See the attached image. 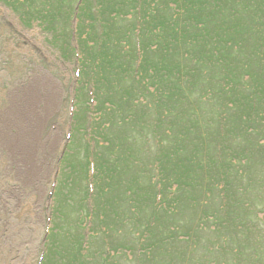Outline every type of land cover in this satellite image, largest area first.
<instances>
[{
	"label": "trees",
	"instance_id": "obj_1",
	"mask_svg": "<svg viewBox=\"0 0 264 264\" xmlns=\"http://www.w3.org/2000/svg\"><path fill=\"white\" fill-rule=\"evenodd\" d=\"M2 1L17 11L21 8L24 12L20 14L22 18L39 21L51 32L53 43L61 44L57 48L62 55H66V50L72 49L76 42V52L74 51L72 57L79 55L76 58H79L77 60L80 69L75 93L86 84L81 82L80 85L78 79L81 76L83 79L91 76L94 84L92 77L97 79L99 85H103L104 88L98 86L101 94L110 98L107 100L108 105L104 104V109L111 111V120L99 128L106 115L102 109V116L94 130L107 131L109 126L113 127V130L115 127L123 129L120 138L115 137L114 131L111 137L98 131L97 139L94 138V152L85 148V159L77 170L79 172L83 167L82 177L87 176L90 161L88 162L86 157L92 156V170L98 175L96 183H114L115 177L124 172L128 163L135 168L131 180H128L127 194L124 195V200L133 202L130 216L120 214L123 210L119 211L118 202L110 205L109 215H113L110 219L113 225L107 227L103 224L101 214L104 203L94 206L104 235H107V230L116 237L114 233H120L118 228L125 223H130L132 228L133 235L129 237V242L116 243L113 240V250L109 247L112 254L107 253L106 257L110 259L111 255L124 254L128 250L133 254L136 243L137 250L140 251L145 239L154 233L157 235L158 231L164 232L166 240L176 245L181 241L188 246L193 243L197 245V242L193 241L194 233L206 231L209 236L213 235L217 242L221 240L224 243L222 247L209 240L207 248L198 245L204 249L201 253L203 258L217 257L215 261H207L205 264L217 263L220 256L227 259L232 257L231 264H242L241 256L250 252L251 239L240 237L242 232L235 230L238 240L236 243L231 237L232 234L220 235L218 232L225 227L226 219L229 220L223 208L227 207V199L232 196L236 168L249 163V150L252 147L245 132L264 138V71L261 69L259 72L258 67H249L239 73L227 66V60L233 53H240L239 49L243 48L244 41L249 42L248 49L258 48L259 53L264 52V0ZM207 2L210 6H207ZM171 4L177 7L179 17L169 13L168 10L175 12V7ZM260 20L263 26L258 27L256 25ZM134 37L137 38L136 46L133 45ZM151 52L155 53L154 57ZM207 57L218 66L224 67L222 73L217 76L211 75L209 79V74L207 75L204 90L196 79L195 70L206 66L204 62ZM261 60H264V57ZM227 68L231 70L228 71ZM206 70L209 73L211 69ZM92 84L89 83L86 87ZM78 96L80 97L79 92ZM119 103L126 105L122 111H116ZM212 103L214 109L208 112L206 106H211ZM5 118L3 125L0 118V127L9 130L11 134L17 133V119L13 116L5 122ZM74 118L75 113L72 116V119ZM233 118L239 122L236 128L230 127V120ZM87 122L92 131V122ZM46 125L47 128H55L51 120L46 122ZM46 133V129H43V141H46ZM232 138H235L233 142ZM136 139L141 141V148L133 146ZM28 142L31 144V141ZM25 144L26 141L22 146V155L17 151L12 154L6 149L10 155L4 164L5 172L17 166L20 172H13L10 181L0 183V219H3L0 226L7 222L6 217L10 216L14 208L12 206L10 209L8 204L11 195L13 197L14 192L23 194L22 190L25 188L26 174L18 176L22 171L26 172L22 163ZM46 144L48 143L32 145V149L37 150L32 162L38 166H45L43 158L48 152ZM2 150L5 153L3 148ZM145 152L146 158L142 154ZM240 155L241 160L235 161ZM59 158L57 157V161L60 163L62 159ZM25 161L27 163V158ZM138 174H142L145 179L143 186L141 179L137 177ZM71 175H74V172ZM155 177L156 183L160 185L158 192L153 184ZM241 179L248 181L244 174ZM188 188L200 189L199 193L205 198L203 204L206 205V210L202 209L197 220L190 216L183 224L184 207L190 206L189 203L194 204L192 198L183 199L184 191ZM102 189L103 187L99 186L96 192L98 198ZM216 190L221 198L219 202L222 206L219 208L213 207L216 198L213 193ZM196 193L195 189V197L198 196ZM157 194L159 201L156 200ZM84 200L87 201L88 197ZM198 205L201 207V204ZM221 213L225 214L220 216ZM206 222L210 224L207 225ZM185 229L187 231H183ZM7 230L9 228L6 227L0 232L1 242L7 240ZM134 234L138 239H135ZM90 235L95 236L93 233ZM79 242L80 239L75 242L73 250L65 251L70 252L69 256L63 258L65 264H87L86 260H90L85 259L88 252L81 253L83 248ZM155 242L149 243L148 246L146 244L144 250H150ZM52 244L53 242L51 246ZM192 249L193 247L190 251ZM118 250L123 252H117ZM97 253L92 252L87 257L94 260L95 264H103L100 260L105 262L107 258ZM185 258V254L168 260H158L154 257L153 262L189 264ZM42 260L43 255L40 264H43ZM193 261L192 259L191 263ZM256 262L252 264H264ZM105 264H109V261Z\"/></svg>",
	"mask_w": 264,
	"mask_h": 264
},
{
	"label": "rangeland",
	"instance_id": "obj_2",
	"mask_svg": "<svg viewBox=\"0 0 264 264\" xmlns=\"http://www.w3.org/2000/svg\"><path fill=\"white\" fill-rule=\"evenodd\" d=\"M206 4L209 5L208 2ZM173 5L171 4V6ZM174 7L175 12L168 11L177 14L179 17L177 7L175 5ZM22 13L24 12L21 8L17 11L5 1L0 0V118L3 125L5 117V122H7L14 116L17 119L15 127L18 130L17 133L11 134L9 130L0 127V183H7L12 179L13 172L16 174V171H19V166H17L13 170L5 172L4 164L10 155L7 154L6 149L12 154L13 151H17L22 155L24 152L22 146L25 141V157L22 158V163L26 167V172L22 171L18 176H24V173L27 176L24 182L25 188L22 190L23 194L19 192L18 195L14 192L13 197L11 195L8 200L10 209L12 206L14 208H12L10 216L6 217L7 222L0 226V232L4 231L6 227L9 228L6 231L7 240L5 242L0 241V264H40L42 255L43 264H65L63 258L70 255V252L65 251L73 250L75 242L79 239L80 247L83 248L81 253L88 252L87 256H89L92 252H98L97 254L101 253L104 258L107 256L109 247L113 250L111 246L113 240L116 243H127L133 233L130 223H125L118 228L120 233H114L116 237L107 230L105 231L107 235H104L100 222L95 215L94 206L96 204L101 205V202L104 203L105 207L101 210V214L102 220H104L103 224L107 227L113 225V221L110 220L113 215H109L111 214L110 205H115L118 202L119 211L123 210L120 214L124 213L125 216H130L133 202L124 200V195L127 194L128 180H131L135 168L126 162L128 164L124 172L115 177L114 183H96L98 175L92 170L93 157L90 156L86 157L87 161H90L88 163L89 174L82 177L83 167L77 172L80 163H83L85 159V148H89L90 152L95 150L94 138L97 139L96 133L99 130H94V127L102 116V109L105 110L104 104L108 105L107 100L110 98L101 94L98 89L101 85L96 82V78L92 77L94 84L91 76L85 79L81 76L78 79L79 84L81 82L86 84L75 93L77 71L80 69L79 58H76L78 54L72 57L74 51L76 52V42L73 44L72 49L74 50L68 49L66 55H62L57 48L61 44L53 43L51 32L37 20L22 18L20 15ZM254 19L259 20L258 17H254ZM76 21L77 19L74 23ZM256 26H263L261 20ZM136 41L137 38L134 37V46H136ZM257 42L258 40L254 44L256 45ZM248 47L249 42L244 41L243 48L239 49L240 53H233L232 57L228 58L227 66H231V69L239 71V73L244 68L249 67H258L259 72L261 69L264 71V60H261L264 57V52L259 53L258 48L251 50ZM151 56L154 57L155 53L151 52ZM204 64H206V68L211 69L208 71L209 73L205 67H201L202 71H195L197 72L196 79L205 90L207 75L209 74L210 79L211 75L214 77L218 73L221 74L224 66H218L208 57ZM204 64L202 65L204 66ZM227 69L228 71L231 70L230 68ZM89 83H93L92 86L86 87ZM101 87L104 88L103 85ZM138 95H140L139 97L142 96L139 92ZM125 107V104L119 103L116 111H122ZM213 109L214 103L211 106H206L208 112ZM105 112L106 115L99 125L100 129L103 127L101 126L103 123L108 124L111 120V111L105 110ZM73 113H75L74 119H72ZM50 120L55 125L53 129L47 128L46 122ZM87 121L92 122V131H90ZM230 123L232 128H236L239 124L235 118L230 120ZM115 128L113 130V127L109 126L107 131L99 132L111 137L114 131L115 137L120 138L123 129ZM43 129L47 131L46 141L41 139ZM245 134H248L247 139L252 147L249 150V163L246 166L236 168V173H234L236 180L232 182L234 183L232 196L227 199V207L223 208L227 215L225 213L220 215L225 214L226 218L229 216V220L226 219L225 227L218 234H232V239L238 243L235 230L242 232L240 237L244 236L246 240L251 239L250 252L241 256L242 264H252L256 261L263 263L264 138L255 133L245 132ZM234 139L232 138V142ZM27 140L31 141V144ZM39 142L48 143L46 144L48 152L43 158L44 167L32 162L37 152V150L32 149V145L41 144ZM127 142L129 143V141ZM141 144L138 139L133 142L135 148H141ZM144 148L147 151V145ZM150 151L151 153L153 151L151 146ZM142 154H144V158L147 157L146 152ZM105 155L109 157L108 154ZM57 157L62 159L60 163L59 160L57 161ZM25 158L28 160L27 163ZM236 160H241V155ZM72 172L74 175H71ZM151 174H153L152 170ZM243 174L248 177V181L241 179ZM137 177L141 179L140 183L143 186L145 184L143 175L138 174ZM156 182L157 177L153 178V184L158 192L160 185ZM99 186L103 189L98 198L96 192H98ZM172 188L174 189L173 185ZM195 189L197 197L194 196ZM51 191H53V195L49 196ZM199 191L198 188L193 190L188 188L184 191L183 199L192 198L194 204L189 203L190 206L184 207L183 224L185 219L188 220L190 216L197 220L202 209L206 210V205L203 204L205 202L204 195L200 194L201 191L200 193ZM218 193V190L213 193L216 194L215 202H212L214 208L222 206L219 202L221 198ZM85 197H88L87 201L84 200ZM159 198L157 194L156 200L159 201ZM198 203L201 204V207ZM237 214H239L238 217ZM1 215L5 218L2 211ZM2 221L3 219H0V222ZM206 224L209 225L210 223L206 222ZM233 230L234 233H232ZM183 231H187V229ZM92 233L95 236H91ZM134 236L135 239H138L136 234ZM166 237L164 232L158 231L157 235L154 233L145 239L140 251L137 250L138 243H136L133 254L129 250L124 254L115 253L111 255L112 257L110 256V259L106 257L105 262L108 263L109 261V264H155L153 262L154 257L158 260L159 258L168 260L185 254L187 256L185 261L189 264H205L207 261H215L214 259L217 257L203 258L201 253L204 249L199 248L198 245L207 248L209 240L222 247V243H224L221 240L217 242L213 235L209 236L206 231L199 234L194 233L192 237L197 245L193 243L191 246L181 241L176 245L166 240ZM154 241H156L155 245H152L150 250H144L149 243L153 244ZM192 247L193 249L190 251ZM117 252L123 251L118 250ZM64 253L65 256H63ZM108 253L112 254L111 252ZM87 256L85 259L90 260H86V263L95 264V261ZM139 257H141L140 261H143L144 258L147 260L140 263ZM192 259L194 260L193 263H191ZM100 261L105 264L103 259ZM231 261H233L232 257L227 259L220 256L215 264H231Z\"/></svg>",
	"mask_w": 264,
	"mask_h": 264
}]
</instances>
